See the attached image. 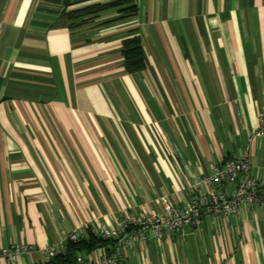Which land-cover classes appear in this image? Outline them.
Here are the masks:
<instances>
[{
  "label": "crops",
  "instance_id": "obj_1",
  "mask_svg": "<svg viewBox=\"0 0 264 264\" xmlns=\"http://www.w3.org/2000/svg\"><path fill=\"white\" fill-rule=\"evenodd\" d=\"M0 0V248L33 253L126 214L180 206L192 178L251 155L264 180V0ZM139 37L145 68L126 71ZM232 188H228L230 192ZM100 247L82 253L92 262ZM123 264H264V210L203 218L123 252ZM2 264H8L2 262Z\"/></svg>",
  "mask_w": 264,
  "mask_h": 264
},
{
  "label": "built area",
  "instance_id": "obj_2",
  "mask_svg": "<svg viewBox=\"0 0 264 264\" xmlns=\"http://www.w3.org/2000/svg\"><path fill=\"white\" fill-rule=\"evenodd\" d=\"M258 131L252 136L264 137V111L258 115ZM232 188L228 192V188ZM163 212L142 215L126 214L114 226H100L91 232L114 242V251L105 253L96 263L78 255L76 264H123V252L136 244L160 241L179 233L186 226L194 227L203 218H219L241 214L245 208L264 210V180L251 174V155L245 151L239 158L227 160L212 168L209 176L195 177L190 182V197L180 206H173L163 198ZM86 238V230L71 232L63 242L44 250L47 259H52L66 249L68 242H79ZM32 246L12 243L0 248V264H17L18 258L33 253Z\"/></svg>",
  "mask_w": 264,
  "mask_h": 264
},
{
  "label": "trees",
  "instance_id": "obj_3",
  "mask_svg": "<svg viewBox=\"0 0 264 264\" xmlns=\"http://www.w3.org/2000/svg\"><path fill=\"white\" fill-rule=\"evenodd\" d=\"M58 1V0H51ZM118 9L121 17L118 20L126 19L136 13L134 0H117L107 5H97L85 9L67 13L69 19H76L87 16H95L104 11ZM123 63L127 72L135 73L145 68L141 41L139 37H132L123 42ZM106 248V253L111 254L114 251V242L104 240L94 235L91 230L87 231L86 238L79 242H68L64 252L58 254L52 259H48L45 264H76L78 255L82 253H91L97 248Z\"/></svg>",
  "mask_w": 264,
  "mask_h": 264
}]
</instances>
